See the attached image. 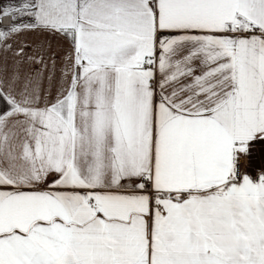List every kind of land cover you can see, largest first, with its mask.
Segmentation results:
<instances>
[{
  "label": "snow or ice",
  "instance_id": "6c2138e0",
  "mask_svg": "<svg viewBox=\"0 0 264 264\" xmlns=\"http://www.w3.org/2000/svg\"><path fill=\"white\" fill-rule=\"evenodd\" d=\"M0 264H264V0H0Z\"/></svg>",
  "mask_w": 264,
  "mask_h": 264
}]
</instances>
